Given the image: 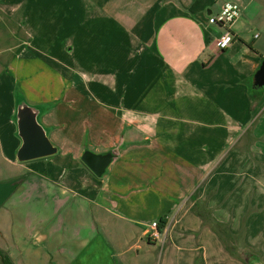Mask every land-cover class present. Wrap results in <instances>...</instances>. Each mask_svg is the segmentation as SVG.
<instances>
[{"label": "crops", "instance_id": "0c3cea01", "mask_svg": "<svg viewBox=\"0 0 264 264\" xmlns=\"http://www.w3.org/2000/svg\"><path fill=\"white\" fill-rule=\"evenodd\" d=\"M217 2L64 0L63 22L44 39L24 20L7 30L16 44L15 54L3 59L11 74L0 70L11 94L8 116L0 104V125L5 118L14 124L17 151L18 93L41 106L39 120L58 147L37 165L22 162L21 182L39 197L18 199L15 218L37 227L6 234L0 244L15 264H146L159 242L147 232L162 217L168 220L162 244L177 224L182 237L200 232L201 243L179 247L187 250L188 264H249L245 251L264 258V87L251 82L264 58V38L250 33L254 21L239 17L231 45L219 48L225 28L210 22ZM16 32L26 40L17 43ZM31 39L63 67L41 70L33 46L21 61L17 49ZM68 60L83 62V70ZM23 73L31 78L26 88ZM88 102H94L90 109ZM56 103L61 114L84 107L97 121L66 130V121L51 120ZM86 148L116 152L104 176L82 161ZM199 203L234 237L244 232L245 243L231 241L238 251L230 250L227 233L205 222ZM50 220L66 228L51 231L56 224L45 225ZM164 251L170 264L174 250Z\"/></svg>", "mask_w": 264, "mask_h": 264}, {"label": "rangeland", "instance_id": "374dc122", "mask_svg": "<svg viewBox=\"0 0 264 264\" xmlns=\"http://www.w3.org/2000/svg\"><path fill=\"white\" fill-rule=\"evenodd\" d=\"M242 1L248 2V9L243 10V6L240 0H218L217 4L214 7H212L214 9V12L211 14V16L216 15L220 11V7L222 4L226 2H236L241 6L243 11L240 16L242 18V21H246V20L254 21L252 25H250L251 27L250 33L252 34V36L256 32H259L262 34L261 38L263 39L264 27L260 28L261 26L260 21L264 22V0H242ZM64 9H65L64 0H0V50H3V52L0 53V70L3 71V73L6 76H9L11 74L12 71L10 72V70L13 68H11V66L6 68L5 66L6 63L3 64V59L6 61L15 54V50H12V46L16 44L14 40H12V38L8 35L7 30L13 31L14 29L17 28V23H20L24 20L28 23L29 27H31L30 32L33 31L32 27L34 26V32L38 31L40 33L45 34L42 37V39H44L46 35L53 34L54 28L56 29L59 28L58 26L63 22L62 17L64 12L62 10ZM58 19L60 21H58ZM14 36L17 38V43L22 41L23 38L25 37L24 34H21L20 32L14 33ZM25 40L26 38H24V41ZM33 41L34 40L31 39L30 42H26V44L23 45V48L21 47L17 49L18 52L17 51L16 52L19 54L20 57L22 56V58L20 59L21 61H27L25 58L26 57L25 49L27 48L31 50L29 46H33L34 52L38 54L41 59L37 61V66H39L41 70L42 69L51 70V69L63 67L59 65L57 61L50 60L51 58H48V56H46V54H44L43 51H41V49L47 50L46 46L39 45L38 42L36 41L33 42ZM36 50H38L39 52H36ZM260 60L263 62L264 58ZM69 62L71 63L73 69L83 70V62H77V61H69ZM86 64H93V63L86 62ZM28 68L29 67L27 62L23 63V67H22L23 71L25 72V70H27ZM31 69L32 66L30 67V70ZM19 77H20L21 85L26 88L27 84L31 80L30 75L24 74V75H20ZM17 79L19 81V78ZM251 82L253 83V78H251ZM43 84L45 83L43 82ZM8 89H10V87L8 86L7 83L5 85H2V83H0V104L3 105L4 113L7 114L6 116H8L9 106L11 105L10 103L11 94L10 95L8 94L7 92ZM85 91L87 92L88 90L85 89ZM14 94H16V90L14 91ZM16 95H18L17 98L19 99V101L22 102V99L28 101L27 98H23L18 93ZM57 104L58 103L53 104L51 110L53 111L52 112L53 117L51 120L52 122L66 121L65 124L66 130L73 131V129L75 128L77 129L80 124L92 125L95 121H97L95 114H89L84 107L68 108L69 113L66 114L65 112L61 114L59 110H56L55 108ZM87 104L84 105H86L87 108L89 107V109L92 108V106H94L93 105L94 102H88ZM34 107L41 109V106L38 105H34ZM13 125L14 124L11 123V120L9 118H5L3 120V123L0 125V244H2L3 242L4 243L7 242L8 239L6 237V234L11 235L14 234V232L16 231H24L26 229H30L31 231L32 225L33 224H35L34 226L37 225L36 222L35 223L31 222V220H18L15 218L17 200L20 198H24V196L26 197L29 196L30 198H33L34 201H37L35 197H39V192L36 189H33L32 186L30 187V183L22 184L21 182L23 177H25V173L27 172V169H25L23 167L24 164L18 160L17 151L14 150V147L17 144L18 136L17 134H14ZM141 149L142 150L139 149V153L143 154L144 148ZM41 160H45V158L33 159L30 160L29 162H35L34 164L37 165L38 162H40ZM65 160L68 161V158L65 157ZM48 168H57L61 170L60 167L52 166V165L47 166V169ZM36 175H39L38 172ZM71 194L73 193L69 191V196H71ZM72 197L74 199L80 198L74 195ZM198 210L202 214L204 220L212 224L217 231H220L221 229L225 228L224 226L219 225L213 221L212 219L213 216L211 214V211L206 209L204 203H199ZM184 223L186 225H189L187 221ZM48 224L57 225V222L55 220H50L47 221L45 225ZM117 224L120 225L121 223L117 222ZM56 225H53L51 231L52 230L58 231L59 229H61L60 231H62L63 228H66V226L62 228L61 224L60 226L58 225L56 226ZM259 225H262L263 227L262 230H264V221H260ZM179 230L181 231L184 230L181 224H177L176 229L172 232L174 238L168 237L164 244H162V241L165 239V233L161 235V239L159 240L158 244L156 246H153L152 250L146 254V256H148L146 264H165V263L167 264L169 257L164 250L167 249L168 247L174 250V253L172 254L173 256L171 255L172 259L170 260V264H188V260L182 257L183 254L187 253V250H183V249L179 250V247L193 248L198 243H201L198 237L200 232L199 233L193 232V235H195V237L186 238V237H182L179 234ZM159 231L161 232L160 229ZM130 232L133 233L132 229L130 230ZM243 235L244 232L240 235H237V237H234L231 233L228 232V234L225 236L230 242L229 247L232 252L238 251V247H236L231 241H234L235 239L237 244H239L240 242L245 243L246 239L244 238ZM148 237L150 238L149 235ZM150 240L152 239L150 238ZM206 242H202V243L206 245ZM14 253L16 254V251ZM245 255L247 258L255 257L260 259L261 257L264 260V258L259 254H256V252L253 253V252L245 251Z\"/></svg>", "mask_w": 264, "mask_h": 264}, {"label": "water", "instance_id": "95a60500", "mask_svg": "<svg viewBox=\"0 0 264 264\" xmlns=\"http://www.w3.org/2000/svg\"><path fill=\"white\" fill-rule=\"evenodd\" d=\"M252 78L255 88L264 87V61ZM40 111L25 100L18 104L16 121L22 143L17 150V158L20 162L48 157L58 152V147L50 140L47 129L39 120ZM115 157L114 150L98 153L90 148L84 149L81 155L84 164L98 177L104 176L109 171ZM248 262L264 264L262 260L255 257L248 258Z\"/></svg>", "mask_w": 264, "mask_h": 264}, {"label": "built area", "instance_id": "2783aa9c", "mask_svg": "<svg viewBox=\"0 0 264 264\" xmlns=\"http://www.w3.org/2000/svg\"><path fill=\"white\" fill-rule=\"evenodd\" d=\"M241 15V6L236 2H226L221 7L220 11L213 16H210V22L217 24L225 28L224 33L218 40L219 48L227 49L232 41L233 34L231 31V26ZM258 36V34H256ZM148 235L152 240H160L161 232L159 231L158 221H154L151 224V228L148 230ZM164 242V241H162Z\"/></svg>", "mask_w": 264, "mask_h": 264}, {"label": "trees", "instance_id": "16d2710c", "mask_svg": "<svg viewBox=\"0 0 264 264\" xmlns=\"http://www.w3.org/2000/svg\"><path fill=\"white\" fill-rule=\"evenodd\" d=\"M205 222H208V221H205ZM168 223V220L166 217H162L159 221H158V227L161 231H163V229L166 227ZM220 232L223 234L224 233H227L228 234V231H227V228H223L220 230ZM150 239V238H149ZM0 264H15L12 257L3 249L0 248Z\"/></svg>", "mask_w": 264, "mask_h": 264}]
</instances>
